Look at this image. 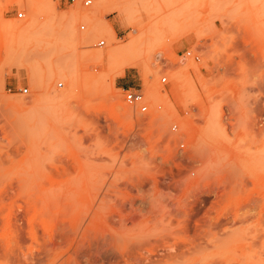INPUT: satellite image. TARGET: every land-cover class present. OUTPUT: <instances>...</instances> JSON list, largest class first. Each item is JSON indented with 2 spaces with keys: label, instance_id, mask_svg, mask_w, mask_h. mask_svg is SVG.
<instances>
[{
  "label": "rangeland",
  "instance_id": "1",
  "mask_svg": "<svg viewBox=\"0 0 264 264\" xmlns=\"http://www.w3.org/2000/svg\"><path fill=\"white\" fill-rule=\"evenodd\" d=\"M84 1L0 0V264H264V0Z\"/></svg>",
  "mask_w": 264,
  "mask_h": 264
},
{
  "label": "built area",
  "instance_id": "2",
  "mask_svg": "<svg viewBox=\"0 0 264 264\" xmlns=\"http://www.w3.org/2000/svg\"><path fill=\"white\" fill-rule=\"evenodd\" d=\"M68 3H73L75 2V0H64ZM90 4V0H85L84 1V5H89ZM8 7H15V9H12L14 11V17L18 20H21L23 18H25L26 15V10L24 7H20L16 2H12L10 5L7 6ZM10 10H7V12H9ZM82 28H84V26H82ZM100 46H104L105 45V40H101L99 42ZM184 54L186 56H191L192 52L190 50H186L184 52ZM195 59L198 60L199 57L195 56ZM161 82L163 85L167 84V77H162L161 78ZM62 84H60L61 86ZM21 91L27 92L28 89L27 88H23L20 89ZM162 91H165L162 90ZM123 92H124V100L127 102L128 105L132 106L134 109H136L139 113L141 114H145V113H149L151 112L152 109V103L151 101L146 97L144 91L141 88H137V87H133V86H128L123 88ZM161 109V105H158L155 109L154 112H156L157 110ZM179 128L178 124H174L172 126V129L177 131ZM182 146L184 145V143L181 144Z\"/></svg>",
  "mask_w": 264,
  "mask_h": 264
},
{
  "label": "bare ground",
  "instance_id": "3",
  "mask_svg": "<svg viewBox=\"0 0 264 264\" xmlns=\"http://www.w3.org/2000/svg\"><path fill=\"white\" fill-rule=\"evenodd\" d=\"M34 24L33 23H28L27 25H24L20 30H18L19 31V33L21 34V33H24V32H26V31H28L32 26H33ZM17 31V32H18ZM109 31L111 32V33H115V30H114V28L113 27H110L109 28ZM70 32V31H69ZM123 47V46H122ZM129 50H131V44H127L125 47H123V48H116V47H114V48H111L108 52H107V56H108V58L109 59H114V58H112L113 56H115V55H118V54H120V53H123V52H125V51H128L129 52ZM125 54V53H124ZM103 56L105 57V53L103 54ZM13 218L15 219V220H18V217L16 216V215H14L13 216ZM210 231V230H209ZM31 234V233H30ZM208 235V234H207ZM34 237V236H33ZM50 239V238H49ZM51 241H53V237L51 238ZM9 254H10V252H8ZM43 252H41L40 251V254H42ZM6 254H7V252H6ZM25 254V256H26V259H28V261H31V263L34 261H36L37 259H36V256L34 255V253H28V252H26V253H24ZM16 255V254H15ZM14 255V256H15ZM8 256V255H7ZM10 257H12V256H10ZM16 257V256H15ZM38 261V260H37ZM33 262V263H34ZM40 262V261H39ZM38 262V263H39ZM27 264V263H26ZM35 264H36V262H35Z\"/></svg>",
  "mask_w": 264,
  "mask_h": 264
},
{
  "label": "crops",
  "instance_id": "4",
  "mask_svg": "<svg viewBox=\"0 0 264 264\" xmlns=\"http://www.w3.org/2000/svg\"><path fill=\"white\" fill-rule=\"evenodd\" d=\"M127 76V72H125V74L122 76V77H120L118 80H120L121 82H122V87L123 88H125V87H128L127 85H126V83H125V80H124V78Z\"/></svg>",
  "mask_w": 264,
  "mask_h": 264
}]
</instances>
